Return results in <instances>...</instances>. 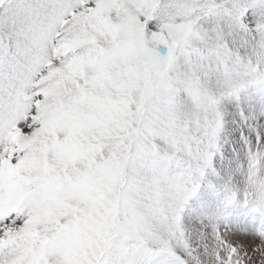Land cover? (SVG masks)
<instances>
[{"label":"snow or ice","instance_id":"6c2138e0","mask_svg":"<svg viewBox=\"0 0 264 264\" xmlns=\"http://www.w3.org/2000/svg\"><path fill=\"white\" fill-rule=\"evenodd\" d=\"M0 264H264V0H0Z\"/></svg>","mask_w":264,"mask_h":264},{"label":"rangeland","instance_id":"374dc122","mask_svg":"<svg viewBox=\"0 0 264 264\" xmlns=\"http://www.w3.org/2000/svg\"><path fill=\"white\" fill-rule=\"evenodd\" d=\"M223 154L225 160L221 161L219 156L216 158L214 163L215 171L209 170L207 172L205 182L202 184L197 197L193 198L186 209V222L194 223L197 217L201 216L204 212L215 209L218 202L223 199L224 193L220 188L228 173L227 159L229 158V153L227 145L224 146ZM208 181H211L215 187H210ZM227 212L230 215L226 222V234L231 239H245L246 230H251L254 226L258 225L260 220L259 214L251 213L249 209L242 205L239 199L228 206Z\"/></svg>","mask_w":264,"mask_h":264}]
</instances>
